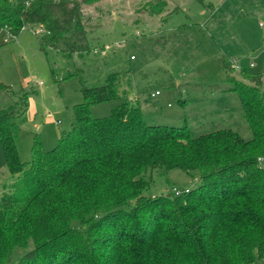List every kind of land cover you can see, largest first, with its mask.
I'll list each match as a JSON object with an SVG mask.
<instances>
[{
  "label": "trees",
  "instance_id": "16d2710c",
  "mask_svg": "<svg viewBox=\"0 0 264 264\" xmlns=\"http://www.w3.org/2000/svg\"><path fill=\"white\" fill-rule=\"evenodd\" d=\"M97 1L0 0V29L14 39L42 26L41 51L83 55L96 45L84 28L82 5ZM167 4L146 5L160 14ZM238 75L209 78L237 94L250 139L230 128L194 136L187 124L149 123L127 100L93 117V105L118 97L113 72L100 85L82 87L70 129L50 150L36 136L25 164L15 119L23 117L32 91L0 107L6 168L16 175L0 195V264H250L262 258L263 73ZM173 168L195 174L199 184L183 193L144 194L156 169Z\"/></svg>",
  "mask_w": 264,
  "mask_h": 264
},
{
  "label": "rangeland",
  "instance_id": "374dc122",
  "mask_svg": "<svg viewBox=\"0 0 264 264\" xmlns=\"http://www.w3.org/2000/svg\"><path fill=\"white\" fill-rule=\"evenodd\" d=\"M148 1L82 5L91 44L126 40L122 49L105 58L90 52L71 57L54 49L43 52L34 27L5 42L7 32L0 29V83L7 87L0 90V107L22 91H32L23 117L15 119L25 164L31 160L36 136L50 150L70 129L82 87L100 85L113 72L118 73V97L93 105V117L107 116L127 100L139 105L149 123L187 124L194 136L230 128L250 139L237 94L222 91L225 85L209 77L229 72L240 78L238 72L245 71L263 73L264 83V0H207L211 7L197 0H169L160 14L149 12ZM157 89L160 94L150 96ZM257 161L264 168V155ZM15 177L6 168L0 142V195ZM198 184L195 174L179 168L156 169L144 194L154 196L172 188L183 193ZM250 264H264V256Z\"/></svg>",
  "mask_w": 264,
  "mask_h": 264
},
{
  "label": "built area",
  "instance_id": "2783aa9c",
  "mask_svg": "<svg viewBox=\"0 0 264 264\" xmlns=\"http://www.w3.org/2000/svg\"><path fill=\"white\" fill-rule=\"evenodd\" d=\"M34 32L36 35H42L43 33H45V29L42 26H36L33 28ZM137 35H139V33L137 32ZM11 39L10 35L8 33H6V36L4 37V41L8 42ZM126 44V40L122 39V40H116L113 42H104L101 44H98L94 47H92V49L90 50V53L101 57V58H105L107 57L109 54L114 53L115 51H118L120 49H122ZM135 56L133 54L130 55V59H134ZM42 83V82H40ZM160 94L159 90H156L155 92L151 93V96L154 95H158Z\"/></svg>",
  "mask_w": 264,
  "mask_h": 264
},
{
  "label": "crops",
  "instance_id": "0c3cea01",
  "mask_svg": "<svg viewBox=\"0 0 264 264\" xmlns=\"http://www.w3.org/2000/svg\"><path fill=\"white\" fill-rule=\"evenodd\" d=\"M168 4H169V0H168ZM173 5H176L175 2L173 3ZM176 6H177V5H176ZM157 90H158V89H157ZM151 93H152V92H151ZM151 93H150V94H151ZM150 96H151V95H150Z\"/></svg>",
  "mask_w": 264,
  "mask_h": 264
}]
</instances>
